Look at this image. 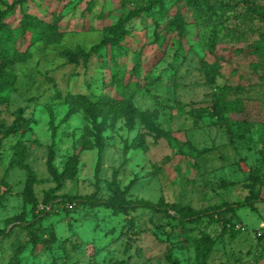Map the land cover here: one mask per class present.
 Listing matches in <instances>:
<instances>
[{
    "label": "rangeland",
    "instance_id": "rangeland-1",
    "mask_svg": "<svg viewBox=\"0 0 264 264\" xmlns=\"http://www.w3.org/2000/svg\"><path fill=\"white\" fill-rule=\"evenodd\" d=\"M139 2L143 1L0 0V11L13 12L7 21L14 25L24 10L55 23L59 31L55 41L35 42L32 57L9 69L13 83L0 89L7 99L0 103V128L15 120L18 109L30 120L18 138L4 136L0 129V229L8 233L0 238V264L11 259L15 243L21 246L18 264H199L193 247H178L177 222L148 209L114 212L104 201L122 196L214 208L241 201L248 192L249 174L257 167L264 169L260 153L264 150V0H209L214 11L211 26L204 18L197 21L186 0H163L170 15L176 10L184 14L187 35L179 47L171 41L165 44L159 63H154L158 51L150 40L156 30L153 15L128 19L129 34L121 42L118 62L128 71L140 60L141 73L153 68L154 81L134 95L130 108H103L101 115L93 114L95 107L100 109L103 94L119 98L102 81L110 76L109 47L76 62L61 53L87 52L107 34V26ZM222 4L229 6L222 9ZM227 27L244 32V41H218L210 51L200 40L202 33L210 40L215 35L220 38ZM259 43L263 52L251 55L249 45ZM217 57L219 74L209 84L200 59L212 63ZM224 87V101L233 109L222 113L214 104ZM71 94L84 95L91 102L66 116ZM238 102L244 108L241 114L234 111ZM191 109H200V116L190 114ZM243 118L249 127L239 139L234 124ZM100 122L98 145L95 123ZM22 148L36 176L29 192L25 171L9 166ZM48 159L60 174L57 181ZM70 162L74 163L71 176L66 171ZM74 196L98 202L66 200ZM220 219L238 232L231 236L219 221L205 218L189 225L194 233L204 230L216 238L205 264H264V202L253 209L226 211ZM32 233L44 240L35 252Z\"/></svg>",
    "mask_w": 264,
    "mask_h": 264
},
{
    "label": "trees",
    "instance_id": "trees-1",
    "mask_svg": "<svg viewBox=\"0 0 264 264\" xmlns=\"http://www.w3.org/2000/svg\"><path fill=\"white\" fill-rule=\"evenodd\" d=\"M19 2L23 0H18ZM136 6L125 12V14L119 18L114 24L107 26L105 28L107 34L100 39L97 43L92 44L87 52L83 50L72 51L64 50L61 54L68 58L72 62H76L79 57L88 56L91 53H97L103 49L109 47L107 54L108 62L107 66L110 69V76L108 80L103 81L105 87L113 88L116 94L119 96L111 97L110 95L103 94L98 100V106L100 109L95 107L93 109V114L101 115V110L106 108L110 111H113L116 107L127 106V109L132 106L131 99L134 95L140 90H146L153 83L154 79L150 76L152 71L148 70L144 73H141V61L135 60L133 66L130 70L126 71L125 68H122L121 64L118 62V57L122 54L121 42L129 34V30L126 29L125 23L128 19L132 17H137L143 15V13H149L153 15V21L155 22V28L153 34L150 36V40L153 44L157 46V51L154 53V63H159L162 60V54L164 49L162 47L171 41L172 45H177L178 47L182 45L183 38L187 35V21L184 14L176 10L172 15L169 14L168 8L164 5L163 0H141ZM188 9L191 10L192 15L196 16L197 21H200V17L204 18L208 26L214 25L211 20L214 14V11L211 10V5L209 0H186ZM221 5L223 9L225 6ZM199 14H198V13ZM13 12L11 9L6 8L0 11V89L7 87L12 84L14 81V76L9 73L14 65L23 63L29 60L32 57V46L35 42L44 41L46 43L55 41L59 36V31L55 23L46 22L32 14L26 13L24 10H21V14L17 19V23L14 25L12 22L7 21V18L11 16ZM200 23L198 22V25ZM216 29V26H214ZM213 29V31H214ZM226 33L218 38L215 35L211 40L207 33L200 34V40L204 41V45L210 48V51L214 50V46L218 41H244L246 38L244 32L235 31L234 28H226ZM175 35L172 39L171 35ZM262 35V34H261ZM264 38V36H263ZM249 53L251 55H256L263 52L262 45L259 43L256 46L249 45ZM178 55V53H177ZM220 58L217 57L216 60L212 63H209L203 59H200V69L205 75V79L209 84H212L215 80V77L219 74ZM225 88L222 93H218L216 110L220 112H227L231 110L228 104L224 101ZM7 99L0 95V103L6 102ZM90 103L86 96L81 94H71L68 96V111L66 116H70L74 113L77 106H85L86 103ZM97 103V102H96ZM95 103V104H96ZM97 109V110H96ZM122 111V110H120ZM234 111L238 113H243L244 108L241 102H238ZM17 117L15 120L8 125L7 127H1L0 129L4 131V136H11L13 138L19 137V131L24 130L28 127L30 120L22 116V110H17ZM124 113L128 119H130V114ZM190 114L195 115L196 117L200 116V109H191ZM247 119L243 118L235 121V128L239 131L236 134V137L243 139L245 132L248 130ZM103 124L100 122L95 123V138L97 144L102 143V138L100 135V129ZM231 126V125H230ZM154 130H157L153 128ZM229 133H233L231 127H228ZM89 134H93L92 130L87 128ZM167 136V133L159 132ZM1 141V140H0ZM82 145H84V142ZM262 159H264V150L260 151ZM26 152L25 150L19 149L15 152L14 158L10 161L9 166H17L20 169H23L27 176V185L26 191H31L32 184L36 181L35 173L25 162ZM48 159V169L54 179L57 181L60 179V174H58ZM66 171L69 176L74 173V163L70 162ZM248 188L247 194L241 201H235L230 203H224L220 206L214 208H203L195 209L190 205H181L177 202H164L162 199L157 202L144 200V199H125L124 197L112 196L105 200L104 202L113 208L114 212L119 211H132L136 209H148L156 214H161L163 217L177 222L175 228L179 231L177 234L178 237V247L181 248H190L193 247L195 252V259L199 264H205L207 258L209 257L213 245L216 241L214 236H211L208 232L204 230H199L197 233H194V227L189 226L197 225L202 219H208L209 222L219 221L222 224L223 231H230L231 236H234L238 230H234L233 224L230 222H225L220 219L222 214L226 211H230L237 208L248 207L250 209L254 208V205L258 202H264V197L261 195V185L264 182V169L257 167L252 173L248 176ZM68 201H78L81 203H94L98 200L92 197H81L74 196L66 198ZM172 211L173 213H169ZM42 215H45V210L42 211ZM261 234H258L259 238ZM8 233L5 229H0V238H6ZM43 238L38 236L35 233H32L31 251L35 252L38 246L43 242ZM13 248L14 254L11 255V259L7 261L6 264H18L17 254L21 251V246L15 243Z\"/></svg>",
    "mask_w": 264,
    "mask_h": 264
},
{
    "label": "built area",
    "instance_id": "built-area-1",
    "mask_svg": "<svg viewBox=\"0 0 264 264\" xmlns=\"http://www.w3.org/2000/svg\"><path fill=\"white\" fill-rule=\"evenodd\" d=\"M261 229H264V224H261ZM258 234H260V232H258Z\"/></svg>",
    "mask_w": 264,
    "mask_h": 264
}]
</instances>
